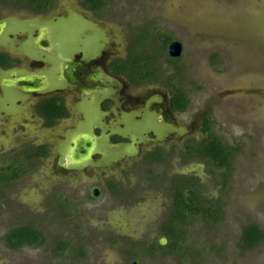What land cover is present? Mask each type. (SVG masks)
<instances>
[{"label": "rangeland", "instance_id": "1", "mask_svg": "<svg viewBox=\"0 0 264 264\" xmlns=\"http://www.w3.org/2000/svg\"><path fill=\"white\" fill-rule=\"evenodd\" d=\"M72 1L61 0L62 12L78 13L103 31V50L121 52L126 38L132 41L136 36L138 46L149 35L144 54L156 56L153 68L160 81L137 90L146 94L180 87L190 95L191 108L184 120L178 117L179 124L188 128L198 124L199 116H207L211 133L234 149L226 181L224 171L199 169L197 164L184 169L196 171L205 197L218 199L222 220L211 225L200 218L189 226L181 255L147 257L148 246L158 243L157 224L170 211L166 173L158 182L153 177L151 183L141 175L128 177L133 195L128 205L103 189L102 196L84 205L85 217L76 207L60 217L52 214L55 195L50 193L59 191L69 197L82 193L77 195L80 199L95 180L85 175L68 183L58 178L50 162L37 163L28 175L10 185L0 184V264H130L133 260L124 254L129 246L117 248L104 242L108 232L132 236L142 253L138 264H264V240L251 250L239 247L245 225L256 224L264 233V0H107L100 18L91 17ZM163 38L181 43L178 59L158 56ZM39 71L31 70L32 74ZM9 121L0 120V169L14 159L18 148L23 151L26 145H36L37 135L54 140L66 126L47 131L38 123H23L26 129L17 130L20 140ZM184 167L176 164L170 171ZM29 224L43 234L42 246L12 250L4 244L10 229ZM61 239L71 240L74 251L82 248L85 261L73 251H55Z\"/></svg>", "mask_w": 264, "mask_h": 264}, {"label": "flooded vegetation", "instance_id": "2", "mask_svg": "<svg viewBox=\"0 0 264 264\" xmlns=\"http://www.w3.org/2000/svg\"><path fill=\"white\" fill-rule=\"evenodd\" d=\"M73 1L91 17L100 18L107 8V0H99L104 5L98 11L83 7L80 0ZM53 5L52 9L44 11V4L39 0H0V120L4 122L10 119L9 124H15V137H19L18 128L26 129L23 123H38L47 131H53L60 124L66 125L59 138L48 140L45 136L37 135L35 138L40 139L38 143L26 145L23 149L44 147L48 150L46 157H38L29 164L36 166L38 163L41 166V163L50 162L54 173L60 174L58 178L63 181L83 180L85 175L95 180V185L89 191H84L80 199L77 195L82 193L69 197L53 190L50 193L55 195L53 199L56 201L51 200L50 207L55 211L53 216H65L68 211L71 213V208L76 207L85 217L88 213L84 211V205L102 196L103 189L116 201L128 205L133 196L128 177L132 179L141 175L143 181L151 183L153 177L158 182L166 173L164 180L169 184L170 211L156 229L158 243L165 245L167 237L162 234V227L173 223V202L179 188L176 183L184 178H193L197 182L199 177H196V171L184 172L193 164L199 165V169H207L205 161L195 155L196 149L207 139L203 131V120L207 116H199L197 125L194 122L186 128L179 124L178 117L182 120L186 118L183 115L191 108V99L180 87L175 86L168 91L150 90L146 94L137 90L157 85L160 80L157 74L145 75L149 69L155 71V62L147 64L149 66L138 71V74L131 73L136 36L132 41L126 38L121 52L103 50L104 47L100 45L103 31L78 13L70 10L62 12L61 0H55ZM34 68L40 71L32 74ZM47 70L56 71L55 77H61L62 83L58 88L9 97L19 90L14 85L6 87L5 82L35 76L43 78L48 76L45 73ZM178 92L184 94L182 96L187 107L172 110L171 103L177 99ZM52 101L57 107H62L64 114L54 118V124L48 126L43 108ZM20 151L18 148L16 154ZM167 164L172 169L176 164L185 167L174 171H170L169 167L166 171ZM158 167L165 171H157ZM125 176L127 179L124 180ZM52 181L55 182V178ZM22 226L41 233L32 224ZM105 237L104 242L117 248L128 245L125 256L133 260L130 264H138L136 260L142 253L140 247L132 243V236L108 232ZM188 239L181 236L176 252L170 254L160 250L157 245H149L146 256L167 258L181 255ZM61 244L65 246L63 251H73L83 261L87 258L82 248L74 251L71 240H59L55 249Z\"/></svg>", "mask_w": 264, "mask_h": 264}, {"label": "trees", "instance_id": "3", "mask_svg": "<svg viewBox=\"0 0 264 264\" xmlns=\"http://www.w3.org/2000/svg\"><path fill=\"white\" fill-rule=\"evenodd\" d=\"M54 1L55 0H39L41 4H44V11L52 9L54 7ZM80 3L83 7L89 8L92 11H98L101 6L104 5L99 0H80ZM148 38L151 39L149 35ZM149 39L144 40L143 43L140 42L138 46L137 43L133 45L134 56L131 57L132 64L130 67L131 73L133 74H138V71L146 69L149 66L147 64L156 61L155 55L147 56L144 54L145 47L149 44ZM170 41L171 39L163 38L160 47L158 46V50H160L158 56H161V58L165 56L164 58L168 61H170V59L165 52V46H167ZM149 74L157 73L156 71L149 69V73H146L145 75L148 76ZM182 95L184 96L182 92H178L177 99H174L171 103L172 110H183L187 107V103L184 102ZM45 105L46 107L43 108V114L46 119H48L47 125L52 126L54 124V118L63 116V109L61 106L57 107L55 101L48 102ZM203 121V131L206 132L207 139L203 140L200 148L196 149L195 155L202 161H205L207 169L210 168L211 170L213 169L218 172L224 171L222 177L223 180L226 181V178H228L227 173L232 169L231 158L234 149L223 141V137H218L211 133V126L207 117H205ZM48 154V150L44 147H38L36 149H34V147H29L26 150L20 151L14 156V159L7 161L6 166L4 165L3 168L0 169L2 172L0 174V184L10 185L19 178L28 175L37 169L38 166L29 164L30 161L37 159L38 157H46ZM176 185H178L179 188L175 193L173 202V207H175L172 216L173 223L162 227V234L167 237V244L162 245L161 243H157L160 250L166 251L169 254L172 251L176 252L179 238L181 236L189 237L186 226L189 227L193 225V219L195 220V218L199 217V219L201 218L211 225H217L222 220L221 209L216 206L218 205V199L214 196H211L210 198L205 197L198 181L195 182L193 178H184L181 179L179 183H176ZM263 240V231L256 224H248L242 229L239 247L243 251L251 250L260 246L263 243ZM44 241L41 233L28 226L10 229L3 237L4 244L12 250H17L23 246L37 248L39 245H42ZM64 247L61 244L60 246H57L55 251H59V249H63Z\"/></svg>", "mask_w": 264, "mask_h": 264}, {"label": "water", "instance_id": "4", "mask_svg": "<svg viewBox=\"0 0 264 264\" xmlns=\"http://www.w3.org/2000/svg\"><path fill=\"white\" fill-rule=\"evenodd\" d=\"M183 48L181 47V44L177 41H172L168 45L167 54L169 58H179L182 54ZM53 73H56V71H52V74H48L46 77H30L26 79H20V80H9L4 83L6 87L16 86L18 87L17 92H12L13 96L15 97H22L21 95L24 94H35V92H40L42 90L46 89H52V88H58V85H61V77L55 75ZM70 75H72L71 72H69ZM50 79V80H49ZM50 81V82H49ZM21 82L22 84L20 85ZM12 96V97H13ZM82 145H84L82 143ZM84 152H86V148L83 146ZM77 159V158H76ZM97 193H95L96 195Z\"/></svg>", "mask_w": 264, "mask_h": 264}]
</instances>
